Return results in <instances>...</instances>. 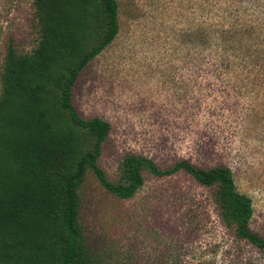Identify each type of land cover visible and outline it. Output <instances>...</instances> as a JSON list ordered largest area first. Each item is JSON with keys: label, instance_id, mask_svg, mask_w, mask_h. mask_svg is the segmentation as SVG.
Returning <instances> with one entry per match:
<instances>
[{"label": "rangeland", "instance_id": "374dc122", "mask_svg": "<svg viewBox=\"0 0 264 264\" xmlns=\"http://www.w3.org/2000/svg\"><path fill=\"white\" fill-rule=\"evenodd\" d=\"M118 2L119 32L73 94L83 117L111 123L98 163L113 181L128 152L164 168L227 165L252 199L251 229L264 235V0ZM242 20L259 30L224 34ZM37 22L34 0H0V68L10 42L25 53L38 44ZM80 197L87 243L105 264H264V252L223 225L212 191L184 172L147 173L130 199L89 172Z\"/></svg>", "mask_w": 264, "mask_h": 264}, {"label": "trees", "instance_id": "16d2710c", "mask_svg": "<svg viewBox=\"0 0 264 264\" xmlns=\"http://www.w3.org/2000/svg\"><path fill=\"white\" fill-rule=\"evenodd\" d=\"M34 6L38 44L25 53L10 42L0 68V264H105L80 221V189L89 172L120 199L132 198L147 173L184 172L212 191L223 225L264 252V235L250 227L252 199L238 190L231 167L180 159L164 168L128 152L113 181L98 163L111 123L83 117L73 94L83 70L119 32L118 0H34ZM231 25L224 34L233 32L234 40L239 31L255 33L260 23ZM249 36L251 46L259 45ZM227 58L230 66L233 58Z\"/></svg>", "mask_w": 264, "mask_h": 264}]
</instances>
